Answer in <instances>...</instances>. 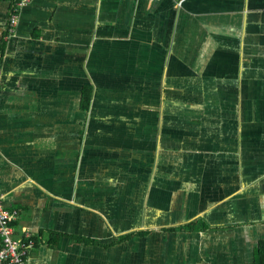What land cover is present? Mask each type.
<instances>
[{"label":"crops","instance_id":"0c3cea01","mask_svg":"<svg viewBox=\"0 0 264 264\" xmlns=\"http://www.w3.org/2000/svg\"><path fill=\"white\" fill-rule=\"evenodd\" d=\"M16 1L0 194L32 264H256L264 0H29L9 33Z\"/></svg>","mask_w":264,"mask_h":264},{"label":"built area","instance_id":"2783aa9c","mask_svg":"<svg viewBox=\"0 0 264 264\" xmlns=\"http://www.w3.org/2000/svg\"><path fill=\"white\" fill-rule=\"evenodd\" d=\"M29 0H18L13 4L8 32L12 33L19 22L20 7ZM17 212L9 210L4 203V196L0 194V264H32V250L35 239L30 231L23 230V236H16Z\"/></svg>","mask_w":264,"mask_h":264},{"label":"trees","instance_id":"16d2710c","mask_svg":"<svg viewBox=\"0 0 264 264\" xmlns=\"http://www.w3.org/2000/svg\"><path fill=\"white\" fill-rule=\"evenodd\" d=\"M91 94H92L91 87H86L84 89V95H83V103H82L83 107H87V105H89L91 100ZM0 246H1V242H0ZM256 256H257L256 264H262V262H264V242L260 243Z\"/></svg>","mask_w":264,"mask_h":264}]
</instances>
